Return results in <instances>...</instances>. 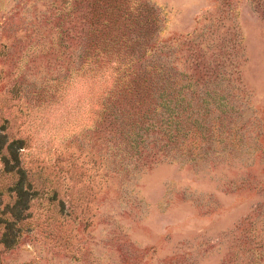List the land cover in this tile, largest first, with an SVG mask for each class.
Masks as SVG:
<instances>
[{"label": "rangeland", "instance_id": "obj_1", "mask_svg": "<svg viewBox=\"0 0 264 264\" xmlns=\"http://www.w3.org/2000/svg\"><path fill=\"white\" fill-rule=\"evenodd\" d=\"M119 5L148 19L126 37L206 127L192 119L176 154L123 156L95 105L104 86L80 77L86 1L0 0V241L22 211L0 264H264V0L95 11ZM20 165L38 192L18 207Z\"/></svg>", "mask_w": 264, "mask_h": 264}, {"label": "trees", "instance_id": "obj_2", "mask_svg": "<svg viewBox=\"0 0 264 264\" xmlns=\"http://www.w3.org/2000/svg\"><path fill=\"white\" fill-rule=\"evenodd\" d=\"M85 1L86 8L90 10L84 16L86 21L80 32V77L90 81L91 86L97 83L104 86L100 95L96 96L95 105L105 113L113 132L112 139L121 140L115 148L123 145V156L127 157L145 151L148 159L159 154H176L178 150L185 149L188 137L196 135H190L191 120L196 118L198 126L200 122L190 103H185L186 88H174L176 81L163 66L149 59L144 42L135 44L125 34L130 28L140 26L144 21L147 23L148 19L138 10L133 14H123L121 5L98 14L95 9H98L100 0L95 3ZM101 17L105 18L104 21L97 23L95 19ZM142 18L144 21H141ZM200 127L205 129L206 122ZM18 142L8 145L9 154L15 155ZM14 158L19 161L17 156ZM11 171L18 176L13 191L20 207L24 200L27 201V194L38 190L34 189L28 171L21 165ZM28 208L29 205L25 210ZM15 209L12 212L15 218L4 222L7 231L0 244L6 248H11L16 241L13 230L20 223L18 219L22 211L17 206Z\"/></svg>", "mask_w": 264, "mask_h": 264}]
</instances>
